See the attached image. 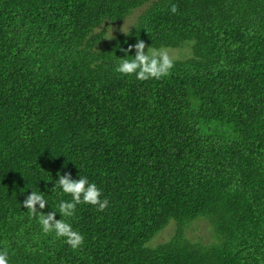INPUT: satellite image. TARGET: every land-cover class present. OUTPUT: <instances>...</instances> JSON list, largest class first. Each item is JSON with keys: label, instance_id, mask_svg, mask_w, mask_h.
<instances>
[{"label": "trees", "instance_id": "1", "mask_svg": "<svg viewBox=\"0 0 264 264\" xmlns=\"http://www.w3.org/2000/svg\"><path fill=\"white\" fill-rule=\"evenodd\" d=\"M137 39L189 53L140 81L115 71ZM64 172L109 202L77 205L75 251L23 207L39 188L70 199L51 190ZM2 249L10 264H264V0H0Z\"/></svg>", "mask_w": 264, "mask_h": 264}, {"label": "clouds", "instance_id": "2", "mask_svg": "<svg viewBox=\"0 0 264 264\" xmlns=\"http://www.w3.org/2000/svg\"><path fill=\"white\" fill-rule=\"evenodd\" d=\"M176 11L177 8L173 5L171 12ZM121 32L125 36L128 35L126 31ZM117 47L123 53V58H118L115 71L123 76L134 75L140 81L161 79L167 77L174 67V59L167 49L148 48L143 40L137 39L136 43L127 44V47L118 43ZM133 52L134 54H131ZM57 175L58 179L51 190L58 195L70 196V199H59L53 205H49L46 193L39 188L38 191H31V194L23 201V207L28 210L29 217L37 220L45 236L51 234L55 239L63 238L65 243L75 251L84 243V236L75 230L70 222L77 205L98 206L99 211H104L109 202L107 199H101L102 191L95 183L89 182L86 176L73 179L71 173L64 172ZM37 205L40 211L37 210ZM46 206H50L54 211L45 213L43 210ZM57 212L61 215L60 220L55 218ZM0 264H10L7 249L0 250Z\"/></svg>", "mask_w": 264, "mask_h": 264}, {"label": "rangeland", "instance_id": "3", "mask_svg": "<svg viewBox=\"0 0 264 264\" xmlns=\"http://www.w3.org/2000/svg\"><path fill=\"white\" fill-rule=\"evenodd\" d=\"M132 23H133V19H129V20H127V21L124 22V23L117 24V25H112V26L110 27V29H109V33H110V34H115V33L119 32L120 30H121V31H127V30H129V28L132 26ZM188 53H189V50H188V49L175 50V51H173L172 54H170V56H171L172 58L182 59V58H184ZM200 223H201L202 225H197V223H196V224H194V227H199V229H198V233H200V232H205L206 229H205V226L203 225L204 223L201 222V221H200ZM164 233H165V232H164ZM162 234H163V233H162ZM172 234H173V229H172L171 231L167 232L165 235L160 236V237L158 238V240L156 241V244L159 243L160 241H165V240L169 239V238L172 236ZM192 234H196V232H194V233H190L189 235H190L191 237H193Z\"/></svg>", "mask_w": 264, "mask_h": 264}]
</instances>
